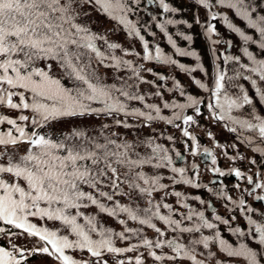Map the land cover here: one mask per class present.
I'll use <instances>...</instances> for the list:
<instances>
[{
  "label": "snow or ice",
  "instance_id": "obj_1",
  "mask_svg": "<svg viewBox=\"0 0 264 264\" xmlns=\"http://www.w3.org/2000/svg\"><path fill=\"white\" fill-rule=\"evenodd\" d=\"M193 2L208 10L209 21L222 19L246 44L258 45L260 51L256 55L248 47L243 49L249 63H241L240 56L226 52L217 56L213 48L218 60L222 57L225 64L238 65L235 75L229 76L217 65L214 88L194 77L192 83L204 92L211 91L205 105L208 118L229 122L224 127L231 133H238V128L250 131L252 135L240 131L238 138L242 137V142L249 146L255 145L252 151L264 158V116H234V110L253 104V99L243 87L238 94H230L226 87L237 77H243L251 82L259 102L264 104V58H258L264 56V0ZM142 3L161 10L150 16V23L141 22L139 12L148 11L147 7H140ZM217 6L222 11L234 10L236 16L247 21L249 29L259 33L258 40L229 22L228 16L212 11ZM92 10L114 22L110 32L120 29L129 41H138L142 51L135 46L124 47L109 39L108 33L94 31L89 20ZM179 11L166 0H0V224L5 226L0 227V236H6L8 244L0 245V264H28L37 255L50 258L53 264H109V258L113 264H149V260L151 264H209L216 253L198 252L199 246L204 250L218 246L227 258H243V264H264V219L246 215L249 230L245 232L214 213L212 219L229 225L228 232L239 237L252 235L257 241L256 248L243 242L233 246L222 237L217 223L205 217L204 211L189 207L184 192L170 189L162 182L165 177L160 170L167 169L172 174L168 179L173 186L207 187L198 182L199 165L193 162L190 169L177 166L176 160L187 157L158 143L150 133L146 138L128 140L126 134L112 130L115 126L131 134L134 130L151 129L157 121L176 128L186 138V150L188 140L192 142L188 154L209 158L212 167L208 170L214 175H234L250 186H234L240 192L238 199L223 190L215 195L231 202L241 214L255 211L246 207L245 196L264 201V195L257 194V190L264 192V174L259 170L245 174L238 168L222 170L216 166V156L206 147L201 150L198 138L189 131L191 126L198 125L205 101L187 93L174 76L145 67L146 62L174 67L189 76L197 70L205 72L200 55L190 47L193 36L177 32L189 45L179 47L168 32L169 25L192 28L187 20L169 17ZM134 15L136 19L132 18ZM152 23L167 38L173 53H166L155 42L150 46L142 33L155 37ZM195 23L205 28L212 45L221 43L212 39L213 34H218L215 24L201 22L198 15ZM174 56L192 58L195 65L190 67ZM145 73L155 79H147ZM142 85L154 90L142 92ZM165 92L178 95L183 102L165 99ZM150 98L159 99L160 103L148 102ZM166 110L170 114H165ZM12 112L16 115L12 116ZM90 118L101 121L98 128L81 123L60 135L52 134L63 121ZM207 135L212 138L210 132ZM166 139L175 141L170 134ZM222 154L227 156L226 151ZM238 158L246 159L228 156L230 161ZM249 163L257 162L249 159ZM207 190L213 192L212 188ZM161 192L163 195L157 200L155 194ZM169 195L188 209L180 219L173 218L178 210L164 202ZM125 198L127 202H123ZM192 199L205 204L199 196ZM162 210H167V214ZM101 216L118 220L123 229L116 231L105 225ZM235 219L233 215L231 220ZM37 220L43 223L37 224ZM184 220L192 221L191 226H183ZM129 221L139 227H130ZM47 222L59 227L51 229ZM145 227L154 230L155 238L144 234ZM202 229L215 231L213 235H204ZM168 232L175 235L169 238ZM185 233L200 235L186 244L181 242ZM19 237L34 243L31 247L19 245L14 242ZM118 241L126 245L118 246ZM77 252H86L88 258L78 259L73 255ZM131 253L135 255H128ZM217 264L223 262L217 260ZM229 264H233L231 259Z\"/></svg>",
  "mask_w": 264,
  "mask_h": 264
},
{
  "label": "flooded vegetation",
  "instance_id": "obj_2",
  "mask_svg": "<svg viewBox=\"0 0 264 264\" xmlns=\"http://www.w3.org/2000/svg\"><path fill=\"white\" fill-rule=\"evenodd\" d=\"M167 3L173 5L174 7L178 8L180 11L176 15L169 14L170 18L174 19H181L179 18V15H184V20H187L189 23H191L194 27H201L199 24L195 23V15H198L201 22H211L215 24L216 30L218 34H213L212 39L219 40L221 43L217 45H212L207 36L205 35V31L202 33L195 34L194 38L195 40L191 44V49H200V57H201V63L205 69V72H200L197 70L195 73H192L191 76L188 74L182 73L178 71L177 69L173 68V73L171 76H174L177 80L180 81L181 85L185 88L186 92L189 94L196 95L198 98L205 101V104L201 105V109L203 112V115L198 117V125H193L189 128V131L192 135H195L198 138V143L201 146V150L203 148H208L213 150V154L217 158V165L224 171H228L231 168H238L241 171H243L245 174H254L257 170H259L262 174H264V158L261 157L259 153H254L252 151L253 146H249L246 143L242 142V137L238 138V133L240 131L244 132V135H252V133L248 130H241L238 128V133H231L228 131L227 128L224 127V124L229 123L227 121H215L210 120L209 113L207 108L205 107L206 103L208 102V98L211 96V91L204 92L202 89H199L197 86H195L192 83V78L200 79L203 83L207 84L208 87L214 88V78H215V72L217 69V65L220 66V69L222 71H227L229 76L235 75V67L233 68L234 71L229 72L226 64L224 67L223 58L221 57L219 60L216 58V56L213 55L212 49L215 48L217 56L220 53H224V40L226 39L229 41L230 35H225L224 31L227 28V25L224 23L222 19H217L215 21H209L207 16V11L203 6H197L193 0H166ZM142 9L147 7L148 11H140L139 17L142 18V23H150V16L152 14L158 13L161 10L157 8L155 5H145L144 3L140 6ZM212 11L218 12L221 15H226L229 18V22H233L235 18V11H222L219 6L212 9ZM137 18L135 15L132 17L133 19ZM239 26L243 28V31H247L246 35H252L253 37H259V33L256 32L255 29H253L254 33L251 32L252 29H249L247 26V21L242 20L240 17H238ZM155 27V24L152 23V27ZM227 32H229L227 30ZM240 36V35H239ZM194 44V46H193ZM181 63H185L186 65L192 67L195 65V61L192 58H178ZM206 73V74H205ZM147 79L154 80L155 77L151 74L146 75ZM256 78V77H254ZM237 83L232 84V88L240 90V87H243L245 91L249 93L250 98L253 99V104L246 105L243 109L240 110H234L233 115L239 116L242 119H251L254 115H262L264 116V104L259 102V97L255 95V89L251 87V82L243 79V77H237L235 79ZM157 83H160L157 81ZM231 84H227V90H229ZM168 86H171V81H168ZM264 86V84H262ZM154 89L149 85H142L141 91L142 92H148L153 91ZM165 99L171 100V99H180L181 102H183V98H179L178 95H173L172 93L165 92ZM148 102H155L160 103L159 99H149ZM134 104L136 102H133ZM139 106V105H137ZM165 114H170V112L165 111ZM187 114H192L191 111H187ZM159 122V121H157ZM162 123L165 127H170L166 124ZM212 134V138H209L207 133ZM161 135H172L175 138H179L180 144L174 143L173 149L180 151L182 154H184L187 159L186 160H176L177 166H185L190 169L191 163L195 162L197 165H199V180L198 182L202 185H206L207 187H201L197 189L198 196L205 201V204H200L199 201L196 202H189L186 203L189 204L190 208H194L198 211H204L205 217L210 219L212 222L217 223L218 228L221 232L222 237L226 238L229 243L233 244V246H238L239 243H247L253 248L257 247V241L254 239L252 235H249L247 237H239L238 235H233L232 233L228 232L227 229L229 225H220L218 222L214 221L212 219L213 214H219L221 217L225 219H229L231 222L232 227H239L242 231L248 232L249 225L247 223L246 215H251L253 219H264V201H257L254 199V196H245L246 200V207H252L255 209L253 213H247V214H241L240 210L238 208H233L231 202H226L224 199L218 197L215 195V193H219L221 190L226 192L228 195H231L234 199H238L240 196V192L234 187L237 183L240 184V188H248L250 187L247 185L246 181L244 180H238L234 175H225L223 177H220L218 175H215V178L217 179V184L213 185L211 184L212 178V172L208 169L212 167L211 162L204 163L202 161V158L197 156H192L188 154V151L192 147L191 140H188L189 150H186L184 147V140L186 138L182 137L180 130H161ZM235 144V148L232 147V145ZM217 145H219V150ZM226 151L227 156L223 155ZM174 152V151H173ZM238 154L239 156L246 157V159H237L235 161H230L228 159V156H236ZM249 159H255L256 164L253 165L249 163ZM202 172V173H201ZM212 188L213 192H209L207 189ZM257 194L264 195V192H260L257 190ZM187 195V193H186ZM176 208L178 211L173 216L175 219H180L181 214L187 213L188 209L181 211L179 209V204L175 202ZM210 205V206H208ZM235 216L236 219L234 221L231 220L232 216ZM192 221H183V226H191ZM215 230H209V229H202V232L204 235H213ZM187 235H191L188 233H185L181 236V242L183 243H189L184 242ZM212 250H218L217 247H210ZM229 259L233 261V264H243V258H227L224 254L222 259H220V262H223V264H229Z\"/></svg>",
  "mask_w": 264,
  "mask_h": 264
},
{
  "label": "rangeland",
  "instance_id": "obj_3",
  "mask_svg": "<svg viewBox=\"0 0 264 264\" xmlns=\"http://www.w3.org/2000/svg\"><path fill=\"white\" fill-rule=\"evenodd\" d=\"M99 13L95 12L92 10V13H91V16L89 17V20L91 21V27L94 25V19L95 17L98 15ZM179 18L183 19L185 18L184 15L180 14L179 15ZM98 24L99 25H107L109 28H107L106 30L104 29H99L98 32H101V33H108L109 30L114 27V22L109 20L108 18H106L105 16H102V19L98 21ZM168 27V32L170 35L173 36V39H175L177 42H182L184 41L181 37L177 36L176 33L177 32H184L186 35H192L193 38L195 36V34H199V33H202L205 31V28H202V27H194L192 26L191 29H189L187 27V25H169L167 26ZM92 28H96V27H92ZM96 31V30H95ZM161 36L166 40L167 42V38L163 35V33L161 34ZM195 40V38L193 39V41ZM184 42H187V41H184ZM125 47V45H123ZM249 51H260L259 48H258V45H253L251 44V42L247 45ZM240 50V49H239ZM196 51L198 52V54L200 55V49H196ZM238 50H234L231 55L233 56H238L237 54ZM231 64V63H230ZM233 67H238L237 64H233ZM164 177H166L164 175ZM170 196V195H169ZM167 196V197H169ZM187 196H188V200L186 201H191V202H196L197 200H193L192 197L194 196H197V195H194L192 193H187ZM166 198V197H165Z\"/></svg>",
  "mask_w": 264,
  "mask_h": 264
},
{
  "label": "trees",
  "instance_id": "obj_4",
  "mask_svg": "<svg viewBox=\"0 0 264 264\" xmlns=\"http://www.w3.org/2000/svg\"><path fill=\"white\" fill-rule=\"evenodd\" d=\"M145 128H143L142 130H144ZM142 130H140L139 131V133L142 131ZM94 213V212H93ZM101 220L103 221V223L105 224V225H107V226H110L111 227V223L109 224V220H106V219H103V218H101ZM133 254H135V253H133ZM73 255H75L78 259H87V253L85 252V253H79V252H77V253H73ZM129 255V254H128ZM37 259H41V256H37V257H33L32 258V260H29L30 261V263L29 264H38L37 262H34V260H37ZM52 261V260H51ZM112 260H111V258H109V263L111 262ZM52 263H53V261H52ZM149 264H151V260H149Z\"/></svg>",
  "mask_w": 264,
  "mask_h": 264
}]
</instances>
